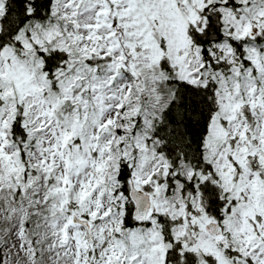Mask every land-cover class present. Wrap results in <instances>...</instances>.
Returning <instances> with one entry per match:
<instances>
[{
    "label": "snow or ice",
    "instance_id": "obj_1",
    "mask_svg": "<svg viewBox=\"0 0 264 264\" xmlns=\"http://www.w3.org/2000/svg\"><path fill=\"white\" fill-rule=\"evenodd\" d=\"M0 264H264V0H0Z\"/></svg>",
    "mask_w": 264,
    "mask_h": 264
}]
</instances>
